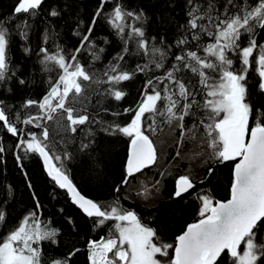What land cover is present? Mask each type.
<instances>
[{"label": "trees", "instance_id": "1", "mask_svg": "<svg viewBox=\"0 0 264 264\" xmlns=\"http://www.w3.org/2000/svg\"><path fill=\"white\" fill-rule=\"evenodd\" d=\"M225 2L215 0L218 14L223 13ZM247 2L255 6L256 0ZM18 3L19 0H0V22L9 28L6 49L9 71L6 73L7 80L0 82V109L6 108L11 123L22 130V134L13 136L0 121V146L5 149L0 153V212L5 215V220L0 222V241L25 216L36 213L48 228L57 231L54 242L44 240L39 245H33L40 248V264H64V261L67 264H89V241H100L109 236L113 222L97 227V218L84 216L71 203L67 194L46 175L38 153H26L25 145L16 147L22 140L30 141L33 134L49 145L50 155L60 157L59 160L54 159L53 164L68 175L80 194L105 208L115 204L125 211L134 212L143 224L156 230L160 241L164 243L174 244L176 237L189 224L200 219L198 212L201 201L196 198L197 194L210 195L214 201L229 199L235 161L216 162L211 156L203 125L199 119L194 121L191 117H185L184 122L174 121L180 123L174 134L178 137L181 132H187L188 144L190 141H205L204 148L210 161L202 176L193 180L192 172L184 171L186 164L182 162L166 170L161 179L162 199L155 205L144 206L124 196L128 182L135 180L139 173L127 177V183L124 182L131 138L113 131L112 126L123 127L131 122L144 94H151V89L145 88L148 79L164 76L176 63L177 55L191 50L204 57L206 53L203 48L214 43L213 38L206 34H201L199 41L191 39L192 31L187 28V13L191 6L187 0H107L98 17L95 14L101 0H43L35 16L24 13L14 15ZM194 3L207 6V0H194ZM117 5L137 15L142 12L143 21L128 17L124 21V32L118 33L108 22L109 14ZM52 10L57 11L58 15L52 16ZM94 17L96 22L93 25ZM200 23L208 24L209 21ZM17 25L26 27L18 28ZM89 27L93 29L90 34ZM132 27L142 28L149 46L167 52L163 68L156 69L154 65H149L144 72L136 71L138 65L148 64L149 57L144 54V50L138 49L137 41L140 38L128 35ZM211 30L215 32L214 28ZM21 31L27 32L26 38L21 36ZM84 35H89V41L77 53L75 50L81 47ZM182 37H187L189 43L178 47L176 41ZM254 38L264 44V29L257 27ZM248 39V34H243L241 47L248 46ZM89 45L92 47L89 48ZM41 48H45L46 53H42ZM57 52L65 56L67 63L78 61L92 77L90 81H80L83 92L77 97V102L70 105L78 110L75 114L89 117V122L76 126L75 132L69 126L66 113L58 110L54 114L55 118L49 121L37 105L26 106L29 100L41 102L63 74L54 62H47V67L42 63L45 54L55 55ZM93 52L98 58L93 57ZM258 52V49H254V56H258ZM73 54L77 61L71 60ZM118 55L124 56L119 61V70L135 74L130 80L113 85L107 81L104 73L110 65L117 63L115 58ZM230 58L234 61V68L239 70L241 61L238 54H230ZM248 68L249 71L245 73L247 102L260 115L264 113V91L259 88L260 77L254 66L250 64ZM183 75L186 77L185 83L190 80L194 90L199 87L197 76L187 71ZM157 87L162 89L163 85ZM110 90H120L125 95L117 101ZM196 99L202 101L203 97L197 95ZM125 109L131 111L125 112ZM31 117L39 119L33 120L32 124H25L24 120ZM154 119V131L147 129L152 121H146L144 125L145 134L153 144L173 123H167L159 116ZM45 128L49 132L47 141L42 136ZM82 144H88L89 147L84 149ZM173 156L174 149L169 147L166 161H171ZM143 172H150V168ZM185 175L194 183V188L175 197L176 180ZM260 238L264 240V231H261ZM169 252L171 254L172 250ZM222 256V264H231L226 254Z\"/></svg>", "mask_w": 264, "mask_h": 264}, {"label": "snow or ice", "instance_id": "2", "mask_svg": "<svg viewBox=\"0 0 264 264\" xmlns=\"http://www.w3.org/2000/svg\"><path fill=\"white\" fill-rule=\"evenodd\" d=\"M187 2L191 6L187 13V28L192 31L191 39L199 41L201 34H206L213 38L214 43H209L203 48L206 53L204 57L198 55L197 51H183L175 57L176 63L164 76L149 78L145 88H150L151 94H144L134 118L126 126H112V130L131 138L127 176L124 181L127 183V177L154 164L157 158L153 142L145 134L146 121L153 122L147 125V129L154 131V118L157 116L167 123L184 122L185 117H191L194 121L199 119L204 127L212 158L218 163L235 161L229 199L214 201L210 195L197 194L196 198L201 201L198 212L200 219L189 224L186 230L176 237L174 244L164 243L160 241L156 230L143 224L134 212L125 211L115 204L105 208L83 197L74 188L68 175L52 163L60 157L50 155L49 145L44 144L35 134L31 136L30 141L22 140L16 145L17 148L25 145L26 153H38L43 158L48 175L60 188L68 190L73 202L88 217L97 218V227H104L107 222H113L108 237L100 241H89L90 264H222V254L229 257L231 264H264V240L260 238L261 231H264V113L257 115L247 102L245 75L249 71L248 66L252 64L260 77L259 88L264 91V44L258 43L254 38L257 27L264 29V0H256L255 6L247 0H239V3L237 0H226L224 11L219 14L215 0H207L206 7L194 3V0ZM42 3L43 0H19L14 8V15L24 13L35 16ZM106 3L107 0H101L96 17L101 15ZM50 14L57 16L58 12L52 10ZM128 17L141 22L144 19L142 12L137 15L117 5L109 14L108 22L118 33H123L126 27L124 21ZM204 20L209 23H200ZM95 22L94 17L93 25ZM92 30V27H89L88 33ZM245 33L249 37L248 46L241 47L240 41ZM20 34L24 38L27 37L25 31ZM128 35L140 38L137 41L138 49L144 50V54L149 57L148 64L138 65L136 71L144 72L148 70L149 65H154L156 69L164 67L167 52L149 46L141 27H132ZM8 37L9 28L0 22V82L8 78ZM87 41L89 35H84L81 47L75 52H80ZM188 43L187 37L176 41L178 47ZM91 47L92 45H89V48ZM254 49L259 50L258 56H254ZM40 51L46 53L45 48ZM124 51L127 52V48ZM230 54H238L241 61L239 70L234 68ZM93 57L98 58L95 52ZM115 59L117 63L110 65L104 73L107 81L113 85L130 80L135 74L119 70V61L124 59L123 55H118ZM71 60L77 61L75 54ZM47 62H54L63 74L41 102L29 100L26 106L37 105L49 121L55 118L54 114H57L58 110L66 113L69 126L75 132L76 126L89 122V117L75 114L78 110L70 105L77 102V97L83 92L80 81H90L92 77L78 61L74 64L67 63L65 56L59 52L55 55L45 54L42 63H45L46 67ZM185 71L199 78V87L195 90L190 80L185 83ZM157 85H163V88L158 89ZM110 94L117 101L125 95L120 90H110ZM197 95L202 96L203 100L198 101ZM199 113L202 115H198ZM36 119L39 118L31 117L24 120V123L32 124ZM0 121L13 136L22 134V130H18L6 115V108L0 109ZM36 126L40 127L39 124ZM42 136L45 141L49 139L47 128ZM88 147V144H82V148ZM4 151V147L0 146V153ZM211 171L209 169V173ZM193 188L194 183L189 176H181L176 180L174 196L180 197ZM39 207L37 204V208ZM4 220L5 215L0 212V222ZM56 235L57 231L48 228L36 213L25 216L21 223L0 241V264H40V248L33 245H39L44 240L54 242ZM64 264H67V261H64Z\"/></svg>", "mask_w": 264, "mask_h": 264}, {"label": "rangeland", "instance_id": "3", "mask_svg": "<svg viewBox=\"0 0 264 264\" xmlns=\"http://www.w3.org/2000/svg\"><path fill=\"white\" fill-rule=\"evenodd\" d=\"M144 99V98H143ZM180 127L179 122H173L163 134L154 142L157 159L150 168V172H141L135 180L128 182L124 196L132 201H137L144 206H153L160 199L162 183L161 179L170 166H176L184 162V171L192 172V179L202 176L203 170L209 164L210 158L204 148V140L190 141L187 132H181L178 137L174 131ZM174 149L173 159L166 161L168 148ZM157 176V177H156ZM90 264V262H89Z\"/></svg>", "mask_w": 264, "mask_h": 264}, {"label": "water", "instance_id": "4", "mask_svg": "<svg viewBox=\"0 0 264 264\" xmlns=\"http://www.w3.org/2000/svg\"><path fill=\"white\" fill-rule=\"evenodd\" d=\"M154 145V144H153ZM154 147H155V145H154ZM129 148H130V146H129ZM155 150H156V148H155ZM128 154H129V152H128ZM41 157V156H40ZM156 157H157V151H156ZM127 159H128V156H127ZM157 159V158H156ZM41 160H42V163H43V167H44V171H45V173H46V175L49 177V178H51L49 175H48V172H47V169H46V167H45V164H44V160H43V158L41 157ZM53 163V162H52ZM154 164H152V165H150L149 167H146V168H144V169H142L140 172H137V173H141V172H143L144 170H146V169H149V168H151L152 166H153ZM126 168H127V160H126ZM233 169H234V166H233ZM233 169H232V175H233ZM52 179V178H51ZM55 182V181H54ZM56 183V182H55ZM58 187H59V185L58 184H56ZM74 186V185H73ZM60 188V187H59ZM74 188H75V186H74ZM61 190H63L66 194H67V196H68V198L70 199V201H71V203L78 209V210H80V212L84 215V216H86V217H88L84 212H83V210L76 204V203H74L73 202V199H72V195L68 192V190L67 189H62V188H60ZM76 189V188H75ZM77 190V189H76ZM78 191V190H77ZM184 194V193H183ZM182 194V195H183ZM82 195V194H81ZM83 196V195H82ZM84 197V196H83ZM230 198V197H229ZM87 199V198H86ZM187 228V227H186ZM186 230V229H185ZM184 230V231H185Z\"/></svg>", "mask_w": 264, "mask_h": 264}]
</instances>
